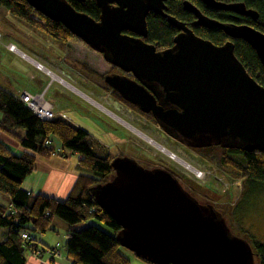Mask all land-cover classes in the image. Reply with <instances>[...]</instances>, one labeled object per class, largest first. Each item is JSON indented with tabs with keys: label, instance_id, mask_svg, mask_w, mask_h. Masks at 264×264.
<instances>
[{
	"label": "water",
	"instance_id": "1",
	"mask_svg": "<svg viewBox=\"0 0 264 264\" xmlns=\"http://www.w3.org/2000/svg\"><path fill=\"white\" fill-rule=\"evenodd\" d=\"M25 1L124 73L105 75V86L150 114L169 138L191 149L264 152V85L251 78L231 42L214 45L170 17L168 22L180 33L168 49L156 51L139 38L121 34L127 30L145 38L147 13L166 17V0H95L97 21L76 11L71 0ZM202 1L212 9L256 18L242 3ZM183 8L197 18L193 27L217 28L246 42L264 72L262 33L213 21L188 1ZM110 165V180L93 188V196L119 224L120 247L149 264H256L247 240L235 236L222 214L195 199L169 170L144 168L128 157L113 158Z\"/></svg>",
	"mask_w": 264,
	"mask_h": 264
},
{
	"label": "trees",
	"instance_id": "2",
	"mask_svg": "<svg viewBox=\"0 0 264 264\" xmlns=\"http://www.w3.org/2000/svg\"><path fill=\"white\" fill-rule=\"evenodd\" d=\"M182 1L169 0L168 13L178 19L186 18V15L180 12ZM231 1L241 2L247 9L257 11L260 15L258 21L249 25L253 28L257 25L260 26L257 27V30L264 34V0ZM69 4L76 11L85 13L96 21L99 19L100 11L95 0L82 2L74 0L69 1ZM0 9L9 10L17 19L33 28L41 29L58 42L65 43L67 40L76 39L62 24L48 20L31 8L25 0H0ZM205 13L210 17L219 18L216 16L217 12L206 10ZM34 16L43 20L44 25L35 21ZM221 20L224 21V18ZM242 20H245L243 21L245 23L251 21L245 18ZM147 21V40L153 44L158 43V48L172 47L175 28L169 26L162 18L149 16ZM220 32L219 29H197L195 31L198 37L206 38L215 45L219 41L213 40V38L218 39L219 34L222 33ZM234 55L257 84L264 81L263 70L257 56L247 44L240 42L234 50ZM84 69L86 70L85 67ZM112 94L116 99L125 103L116 94ZM0 114H2L0 129L14 137L24 150L35 152L36 155L45 158L59 154L50 144L52 143L51 138L54 136L61 143V150L80 156L76 166L79 176L67 198L64 201H58L43 195L33 196L21 188L24 179L34 170L35 156L28 152L15 155L0 142V192L9 198L11 204L10 208L0 205V229H4L6 233L5 240L0 242V264H25L29 254L37 257L43 256L44 253H39L38 244L31 234L32 232L42 234L51 230L53 218L60 219L70 227L80 225L77 229L69 228L66 234V259L69 260V264H130L129 259L121 253L120 246L116 241V234L120 230L119 224L98 207L93 196V188L110 180L113 174L110 165L113 157L100 154L101 144L83 129L58 117L41 120L20 99L1 89ZM19 129L23 130L21 137L15 133ZM216 149L222 151L218 164L219 172L232 180H241L240 202L236 211L241 213L242 217L244 212L250 211L251 207L258 202L259 197L257 198L255 194L258 191L264 192V152L245 153L216 146L193 150L210 159ZM230 173L231 175H229ZM176 178L196 199V195L188 190L189 188L195 190V186L182 177L177 176ZM197 200L199 201L201 198ZM246 200L247 207L243 210L242 207ZM211 205L222 214L232 232L234 228L230 221L237 218L233 206L228 202ZM239 219H236L239 226L237 231L243 234L242 238L250 244L256 255V264H264V237L258 240L254 235L246 233L240 225ZM92 222L104 225L111 233L91 224L84 227ZM24 235L27 237L26 239L22 237Z\"/></svg>",
	"mask_w": 264,
	"mask_h": 264
},
{
	"label": "rangeland",
	"instance_id": "3",
	"mask_svg": "<svg viewBox=\"0 0 264 264\" xmlns=\"http://www.w3.org/2000/svg\"><path fill=\"white\" fill-rule=\"evenodd\" d=\"M7 12L8 10L0 9L1 26L3 29L12 30V25L4 18L5 15L7 16ZM10 18H14V16L11 14ZM33 18L39 24L44 25V21L37 16H34ZM68 41L72 43L71 46H73V50H66L67 56L64 52L58 55V52L53 47L52 51L54 52L51 53L53 57L55 55L54 61H58L57 63L62 64V67L65 68L68 77L60 72H55L56 74L53 73V68H49L46 65L39 63L36 59L30 56H28L29 58L20 57L25 62L26 67H28V69L31 68L32 73L41 76L42 80L44 79L43 87L39 93H42L47 88L45 97L48 99V97H52L51 94L58 95L59 91L61 93L63 92V97H52L51 100V103H54L57 108L66 109L64 114L60 117L55 113V117L64 118L89 133L99 142V144H101V151L99 150L100 154H107L113 158H132L148 167H153L158 164L163 165L171 170L176 176L186 179L191 185L195 186V190L192 188H189L188 190L196 195V199L201 198L202 202L200 203L209 202L211 204H224L228 202L234 208L233 211L236 213V219L240 218V225L243 230L248 234L254 235L256 239L261 240L264 237V192L258 191L255 194L257 198L259 197L258 202L255 206L251 207L250 211L247 210L246 213L244 212L241 217V213L239 214V212L236 211L240 202L241 180H232L223 176L222 173L219 172L220 168L218 169V164L222 151L216 149L209 159L205 156L203 157L197 151L169 138L151 118L149 119L140 115L134 108L116 99L112 94L113 92L106 88L100 75L106 74L109 71V66L103 61L99 54L90 50L78 39L67 40L65 43ZM55 43L60 44L58 42ZM74 44L77 45L74 47ZM10 45L11 44H9L7 48H9ZM64 58L67 59L66 63L68 64H63L62 59ZM47 71L51 72L53 74L52 76L56 75L55 77L61 80L52 78ZM66 83L72 86V89H76V91L72 90L66 85ZM53 90L55 91L54 93ZM79 93H81V95ZM82 94L86 95L91 102L86 100ZM107 94H111L112 96L108 97L109 95ZM106 98L110 99L106 101ZM111 100L115 104H112ZM116 118L123 121L134 130L139 131L148 139L155 141L175 156L183 159L195 168V171H190L178 163V161L172 160L169 155L157 149V147L152 145L142 136H139L135 131L127 128ZM58 141L59 140H57L56 137L52 136L53 148L58 146ZM236 159L240 160L237 157ZM200 171L204 172L205 176L197 178L195 174H198ZM229 175H231V173ZM246 202L247 200L244 202L245 205L242 207L243 210L247 207ZM236 219L230 221L234 228L232 229V232L235 236L243 237V234L237 231L239 226L236 223ZM59 224H62V227L59 226ZM90 224L99 227L107 233H111L107 227L97 222L86 224L84 227L89 226ZM51 226L52 229L47 232V235H45L47 240L42 243L52 249L47 247L43 248V246L40 245L39 248L41 249H38L39 253H44V261L50 263L61 260L62 262H69V260L66 259L65 244L67 241L66 234L70 225L58 218H53ZM32 234H36V236L40 235L38 232H32ZM55 248L57 250H53ZM119 249L121 253L129 259L130 264H149L137 258L128 250L122 247ZM49 253H54V255H50ZM57 253L59 256H55Z\"/></svg>",
	"mask_w": 264,
	"mask_h": 264
},
{
	"label": "crops",
	"instance_id": "4",
	"mask_svg": "<svg viewBox=\"0 0 264 264\" xmlns=\"http://www.w3.org/2000/svg\"><path fill=\"white\" fill-rule=\"evenodd\" d=\"M10 17L11 14L8 10L7 16L5 15L4 18L12 25V30L3 29L0 21V89L17 99H20V96L24 92L35 94L39 93L42 89L44 79L42 80L41 76L32 73L31 68L28 69V67H26L25 65V62L20 57L29 58L28 56H30L36 59V61H38L39 63H42L49 68H53V73L60 72L68 77V74L65 72V68L62 67V64L57 63L58 61H54L55 55L53 57L51 53L54 52L52 51L53 47L58 52V55L62 54L63 52L66 54V50H73V46H71L72 43L69 41L67 43H62L56 40H52L53 38H50V36L45 34L41 29L33 28L31 25L22 22L16 17ZM55 42H58L60 44H57ZM9 44L15 47V52L9 51V49L7 48ZM76 45L74 44V47ZM62 60L63 64H68L66 63L67 59L64 58ZM54 92L55 91L53 90V93ZM107 95H109L108 97L112 96L111 94ZM51 96L60 98L64 95L63 92L61 93L59 91L58 95L51 94ZM52 97H48L47 99L48 101H50V103L52 102ZM108 99L110 98H106L105 100L107 101ZM111 103L115 104L113 101ZM52 106L54 112L58 117H60L66 111V109L64 108H57L54 103L52 104ZM1 120L2 114H0V121ZM15 133L21 137L23 130L19 129ZM0 142L3 143L6 148L15 155H20L21 153L28 152L34 154L35 156L34 170L24 179L21 185V188L24 191L32 194L33 196L43 195L46 197H52L58 201H64L67 198L77 177L79 176V173L76 169L78 160L80 159L79 155L70 154L67 151L61 150V143L58 141L59 144L57 147H54V149L57 150L59 154H54L46 158L41 157L39 155H36L35 152L24 150L14 137L1 129ZM50 144L53 145V143ZM0 197V205L5 206L6 208H10L11 204L9 198L1 192ZM59 226L62 227V224H59ZM79 227L80 225L69 228L77 229ZM47 232L48 231L42 234L39 233L40 235L37 236L36 234H31V237L36 241L38 247L40 245L43 246V248L47 247L42 243L47 240L45 238ZM5 237V230L0 229V242L4 241ZM40 249L41 248H39V250ZM25 264H69V262H62L61 260L50 263L44 261L43 256L37 257L30 254L27 257V261Z\"/></svg>",
	"mask_w": 264,
	"mask_h": 264
},
{
	"label": "flooded vegetation",
	"instance_id": "5",
	"mask_svg": "<svg viewBox=\"0 0 264 264\" xmlns=\"http://www.w3.org/2000/svg\"><path fill=\"white\" fill-rule=\"evenodd\" d=\"M71 1H74V0H71ZM75 1H77V0H75ZM84 1V0H83ZM185 1H188L193 7H195V9L197 10V12L198 13H200V14H202L204 17H207V18H209V19H211V20H213V21H216V22H219L220 24H230V25H235V26H248V27H251L249 24L250 23H254V22H257L258 21V19H259V17H260V15H259V13L257 12V11H255V10H252V9H247L246 7H245V10H247V11H249V10H252V11H254L255 12V14H256V18H253V17H251V16H242V15H238V14H236V13H234V12H232V11H223V10H217V9H212L211 7H209V6H207L202 0H195L194 2L192 1V0H183L182 2H181V9H180V12L181 13H184L185 15H186V18L184 17V19H178L177 17H175V16H172L171 14H169L168 13V11H169V7H168V2H169V0H166L165 2H164V7H165V9H164V11H163V13H164V15L166 16V17H163V16H161V15H158V14H155L154 12H148L147 13V15H146V31H147V33H146V37L144 38V37H141V36H139V35H137V34H135L134 32H131V31H127V30H123L122 32H121V34L122 35H125V36H129V37H131V38H139V39H141L144 43H146V44H148V45H152V46H154L155 47V49H156V51H161V50H165V49H168V48H158L157 47V44L158 43H155V44H153V43H151V42H149L148 40H147V37H148V21H147V17H149V16H153V17H156V18H162V19H164L165 21H166V23L169 25V26H171V27H173V28H175V30H176V32H175V35L173 36V38H172V42H173V39L180 33V30H178V28H176L175 26H173V25H171L169 22H168V20H167V17H170V18H173V19H175V20H177V21H179L180 23H182V24H184V26L185 27H187L188 29H191L192 31H193V33L197 36L198 34H196L195 33V31L198 29V30H215V29H217V28H214V29H207V28H205V27H202V26H197V27H193L192 26V23H194L196 20H197V18L195 17V15H194V13H192V12H189V11H187V10H185L184 8H183V3L185 2ZM216 1H219V2H222V3H226V4H230V3H241V2H235V1H231V0H216ZM80 2H82V1H80ZM245 6V5H244ZM206 10H209V11H211V12H217V15L216 16H218L219 18H214V17H210V16H208L206 13H205V11ZM100 11V10H99ZM181 18V17H180ZM221 18H224V21H222L221 20ZM249 19V20H251L250 22H243V21H245V20H242V19ZM257 27H260V26H254V28L253 27H251V28H253V29H255L256 31H258V32H260L259 30H257ZM221 31V30H220ZM222 32V31H221ZM220 32V33H221ZM261 33V32H260ZM217 34V33H216ZM263 34V33H262ZM264 35V34H263ZM200 37V36H199ZM201 38V37H200ZM202 39H204V40H208V39H206V38H202ZM213 40H216V41H219L218 43H217V46H220V45H223L224 43H226V42H231L233 45H234V50L236 49V46L237 45H239V43L241 42V43H244V44H247L246 42H244V41H242V40H239V39H231V38H229L227 35H225L223 32L221 33V34H219V37H218V39H214L213 38ZM208 41H210V40H208ZM211 42V41H210ZM211 43H213V42H211ZM214 44V43H213ZM215 45V44H214ZM248 45V44H247ZM249 46V45H248ZM250 47V46H249ZM251 48V47H250ZM252 49V48H251ZM253 50V49H252ZM254 51V50H253ZM257 56V55H256ZM257 60L259 61V59H258V57H257ZM259 64H260V66H261V68H262V65H261V63H260V61H259ZM108 65V64H107ZM109 66V71L106 73V74H104V75H100L101 76V79H102V81H103V78H104V76L105 75H125L124 73H122L120 70H118L117 68H115V67H112V66H110V65H108ZM262 70H263V68H262ZM263 75H264V72H263ZM129 78H131V79H134L131 75L130 76H128ZM104 83V82H103ZM257 83V82H256ZM259 85H264V81L263 82H260L259 83ZM71 88H72V86H70ZM136 111H138L136 108H134ZM139 112V111H138ZM139 114L140 115H142V116H144V117H146V118H151L152 120H153V118H152V116L150 115V114H143V113H141V112H139ZM153 122H154V120H153ZM141 166H143L144 168H149V169H151V168H164V169H167V170H169L167 167H165V166H163V165H160V164H158V165H154L153 167H148V166H144L143 164H141L140 162H138ZM194 169V168H193ZM170 172H171V170H169ZM175 177H177L173 172H171Z\"/></svg>",
	"mask_w": 264,
	"mask_h": 264
},
{
	"label": "built area",
	"instance_id": "6",
	"mask_svg": "<svg viewBox=\"0 0 264 264\" xmlns=\"http://www.w3.org/2000/svg\"><path fill=\"white\" fill-rule=\"evenodd\" d=\"M8 49L11 50V51H14L13 48H10L9 47ZM40 67L43 68L42 66H40ZM46 89L42 93L29 94V93L24 92L20 96V100L25 104V106L37 118H39L41 120H51V119L56 118L52 104L45 97ZM195 176L197 178H201V177H204L205 176V173L200 171V172H198V174H195ZM22 237L24 239L27 238L25 235L22 236ZM53 250H57V249L55 248ZM49 254L50 255H54V253H49ZM55 256H59V254L57 253V255H55Z\"/></svg>",
	"mask_w": 264,
	"mask_h": 264
},
{
	"label": "bare ground",
	"instance_id": "7",
	"mask_svg": "<svg viewBox=\"0 0 264 264\" xmlns=\"http://www.w3.org/2000/svg\"><path fill=\"white\" fill-rule=\"evenodd\" d=\"M10 48H13L14 51H16L15 47L12 45L10 46ZM49 73V75H53L51 72L47 71ZM55 75V74H54ZM56 76V75H55ZM55 76H52V78L54 79H58V80H61L59 78H56ZM66 85H68L70 87V85L68 83H66ZM71 88V87H70ZM72 89V88H71ZM72 90H75L76 89H72ZM78 93V92H77ZM81 95V93H79ZM83 95V94H82ZM84 98H86V100H89L88 97H86V95H83ZM91 102V100H89ZM107 112V111H106ZM110 114V113H109ZM112 115V114H110ZM117 119V118H116ZM120 123H122L123 125H125L127 128L135 131V133H137L139 136H142L143 138H145L147 141H149L152 145H154L155 147H157V149H159L160 151H162L163 153L169 155L171 157L172 160H176L178 161V163H180L181 165H183L186 169L190 170V171H195V169H193V167L188 164L187 162H185L183 159L179 158L178 156H175L173 153L167 151L164 147H162L161 145L157 144L155 141L151 140V139H148L146 136H144L142 133H140L139 131L137 130H134L133 128H131L130 126H128L126 123H124L123 121L117 119ZM146 141V142H147ZM148 143V142H147Z\"/></svg>",
	"mask_w": 264,
	"mask_h": 264
}]
</instances>
